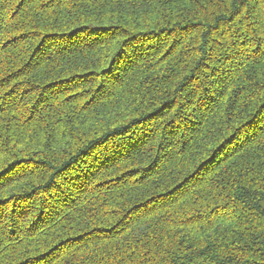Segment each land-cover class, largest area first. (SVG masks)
Instances as JSON below:
<instances>
[{
	"label": "trees",
	"instance_id": "16d2710c",
	"mask_svg": "<svg viewBox=\"0 0 264 264\" xmlns=\"http://www.w3.org/2000/svg\"><path fill=\"white\" fill-rule=\"evenodd\" d=\"M0 264H264V0H2Z\"/></svg>",
	"mask_w": 264,
	"mask_h": 264
},
{
	"label": "rangeland",
	"instance_id": "374dc122",
	"mask_svg": "<svg viewBox=\"0 0 264 264\" xmlns=\"http://www.w3.org/2000/svg\"><path fill=\"white\" fill-rule=\"evenodd\" d=\"M2 1V0H1ZM1 1H0V8H1ZM35 44V41L33 42Z\"/></svg>",
	"mask_w": 264,
	"mask_h": 264
}]
</instances>
